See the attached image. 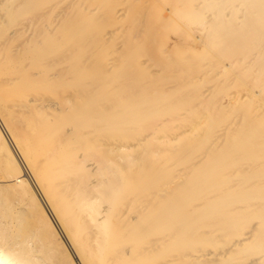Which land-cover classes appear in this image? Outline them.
<instances>
[{"label": "bare ground", "instance_id": "6f19581e", "mask_svg": "<svg viewBox=\"0 0 264 264\" xmlns=\"http://www.w3.org/2000/svg\"><path fill=\"white\" fill-rule=\"evenodd\" d=\"M171 34L181 40L173 53ZM109 54L130 81L117 95L105 87L98 97L92 74ZM155 85L160 90L150 94ZM181 85L179 99L169 101L180 105L147 113ZM216 88L256 119L252 142L242 147L228 136L231 120L218 121L212 134L206 128L166 147L172 164H141L163 146V118L186 126L182 97L204 104ZM34 91L64 98L32 100ZM257 95L264 100V0H0V115L8 132L0 124V262L200 264L189 257H200L205 241L237 232L250 237L228 251L217 247L216 258L202 264H232L229 251L264 264L255 254L257 246L264 251V106ZM113 105L131 110L118 117ZM132 140L153 144L138 153ZM181 167L183 177L163 185ZM251 243L246 255L236 247Z\"/></svg>", "mask_w": 264, "mask_h": 264}, {"label": "rangeland", "instance_id": "374dc122", "mask_svg": "<svg viewBox=\"0 0 264 264\" xmlns=\"http://www.w3.org/2000/svg\"><path fill=\"white\" fill-rule=\"evenodd\" d=\"M171 35H170V38L169 39H171L170 41L172 43V46L168 47L169 49L167 48V51L169 53L175 52V49L173 47V46H175L174 45L175 44L174 42L181 41L180 39L173 40L174 35H175V38H176V36H177L176 34H171ZM195 41L199 45V43H198L197 40H194L193 42H195ZM171 43L169 42L170 45H171ZM94 48L95 47H92V52H95V53H93V55L96 56V51L97 50L94 49ZM102 48L105 49L104 46H102ZM110 57H112V55H110V54H109L108 57H103L104 60H107L108 61V63H107V65L102 70L99 71L98 75L97 74H92V78H94L98 82L97 83V89H96L97 91L95 93L98 97H99V95H101V93H98L97 94L98 90H100L102 88H105V87L106 88L108 87L110 89V93H113L114 92V94L117 95L118 92L121 91V89L123 90V88H125L126 83L130 81L128 77L126 78V76H127V73L126 72L129 71V70H126L125 69V65L118 63L117 60L112 59ZM109 61H112V62H109ZM179 64H180L179 60H176L175 59L173 61V65H175V68H177ZM111 70H113V71H111ZM205 84H207L206 81H205ZM201 85H204V83L201 82ZM152 89H154L155 91H153ZM183 89H185V85H183V86L182 85L181 86H176L173 89V91L171 93H169V95H166V96L163 97V101L165 102V106L163 105V107L156 108V109H153L151 111H147V113H149V114L150 113L151 114H160L161 112H168L169 110L173 109L174 107H177L180 104H176V106H175V105H172L169 101L171 100L172 97L173 98H176V97L178 98L179 97L178 94H180V92ZM115 90H116V92H115ZM157 90H160V86H156L155 85L154 87H151V89L149 90V93L150 94H155ZM39 95H43V94H41V93H39L37 91L36 92L34 91V92L29 93V98L32 99V100H36L37 98H39ZM205 95H206L205 96V99H206L205 100V103L204 104H199V105L196 103V100L194 99L193 96H191V97H189V96H183L182 97V99L180 100V103H181V105L188 106V108H186V111H189V112L188 113H184L185 114L184 115L185 118H181V120L183 121V124H186L188 130H186V126H184L183 130L182 129L173 128L171 123H173V121L176 122V120H173L172 121L171 119L167 118V116L165 118H163L162 121H161V123H160V125H161V127H163V129L160 132H161L162 136H167L163 140L164 141L163 146H161L158 150H156V152L153 155L154 157L142 159L141 160V164L150 165V166H154L155 164L156 165H159L162 162H163V164H166V165L172 164L174 160L171 159V158H168V153L170 152V149L169 148H166V147L180 146L181 143H182V140L185 139V138H187V137H189V136L191 137V136L194 135V137H197L199 134H201V136H202L203 133L205 132L206 128H209L210 132L211 131L214 132L215 131V130H213L215 128L214 122H218V121H220L222 124H224V123L226 124V121L229 122V120H231V122H230V124H229V126L227 128L228 136L229 137L230 136H237L240 139L239 140V142H240L239 144L242 147L246 146V144H248V141L250 143L252 142V138H254V135H253L254 134L253 133L254 132V127H253V125L255 124L256 119L254 117L248 118L244 114H241L240 112H238V110H237V108H238L237 107V104H235V102L232 101L233 99L230 98L227 95V92L222 91L220 88H218V89L216 88L215 90H211V91H210V89H208V91L205 93ZM241 95L243 96V94H241ZM261 97L262 96L257 95V97L255 99V102L258 104V106H260V105L261 106H264V100ZM43 98L45 100L51 99L54 102L60 103L63 100L64 97H63L62 91H60V92H57L56 94H53V93H44V95L42 96V99ZM216 98H217V100H216ZM147 101H148V97L147 98L145 97L144 100L139 101V103L136 105L137 106L136 109L142 110L143 104L146 103ZM167 102H169V103H167ZM255 102H254V104H256ZM166 103H167L168 106L166 105ZM113 108L116 111V113L118 114V117H121L120 115H122L123 113L125 114V113H127L128 111L131 110V108H129V107H121L119 105H113ZM187 114H190V116H188V117H190V119L187 117ZM193 116H195V117H193ZM118 117H116L117 119H114L113 120L114 121V124H118L119 122H121V120H118ZM151 120L152 119H149L147 121V123L148 122L149 123L146 124V127H150L152 125L151 124ZM209 122H212V123H209ZM125 123H123L124 124L123 129H126L127 130L128 127H130V123H128V122H125ZM195 123H198L199 124V128H196ZM247 123H248V125H247ZM0 124H1V126L3 128V130L5 132H7L5 130V127H4L3 122L1 120V115H0ZM212 132H211V134H212ZM244 132L246 134H244ZM192 133H193V135H192ZM156 135L157 136H160L159 133H157V132H156ZM165 140H167V141L165 142ZM175 140H176V142H174ZM131 142H132L131 145L136 144L133 140ZM149 143H150V145L153 144L152 142H149ZM150 145L147 144V145H144V146H140V145L136 144L138 153H144V152L148 151L150 149ZM236 145L237 146H240V145H238V143L235 142V146ZM261 146H264V142L261 143ZM11 147H12V145H11ZM12 149L15 150L14 149V146L12 147ZM157 159H158V161H157ZM3 165H4V163L3 162H0V166L2 167ZM184 170H185V168L184 167L183 168L181 167V169H177L176 171H174L171 174V176H169L168 179L163 183V185L164 184H167V185H170L171 184L172 185V183H173V181L175 179H178L180 177H183ZM26 178L31 181V183L33 184V186H35L34 188L37 191V193L39 195V198L41 199L42 203L46 206L48 212L49 213L51 212L50 215L53 218L52 220L55 221V223L57 224V226L58 225L60 226V224L58 223V221H57L56 217L54 216L52 210L49 209L50 208L49 205L47 207V205H46L47 202L44 199L42 193L40 194L41 191L37 187V185L34 183L33 179H31V177H29V176H26ZM44 205H43V207H44V209H46ZM59 226H58V228H59L60 232H62L61 231L62 228H61V226L60 227ZM62 235L64 236V233ZM245 237H248L249 238L250 236L249 235L238 234L236 232V233H231L230 235H227L226 236L227 239L225 238V240H221L219 242L218 241L217 242L216 241H210L209 242L207 240V241L204 242L205 244H203L202 248L200 246V250H198L197 252H195V254L201 255V256L198 257V258L191 256V257H189V262L190 263L198 262V263L202 264L204 262L205 257H208V258H216L215 252L218 250L217 247H220L221 246V248H224L226 251H228L231 248H234L235 247L234 245H235L236 242H238L241 238L243 239ZM188 242H189V247H191L196 241L191 236H189ZM253 246H254V244L251 243V244H249L247 246H241V244H239L236 247H238L240 250L242 249L241 252L245 253V255H246L248 253L247 251L248 250H251ZM257 251H260V253L258 255H260L261 253L263 254V260H264V251H262V249H261L260 246H257L255 248V254H256ZM255 254L253 256H255ZM227 257L229 259V262H231L232 264H246L248 262L247 255L244 256V257L243 256L238 257V256H236L235 254H233V253H231L229 251L228 254H227ZM78 263L80 264V262H78Z\"/></svg>", "mask_w": 264, "mask_h": 264}, {"label": "snow or ice", "instance_id": "6c2138e0", "mask_svg": "<svg viewBox=\"0 0 264 264\" xmlns=\"http://www.w3.org/2000/svg\"><path fill=\"white\" fill-rule=\"evenodd\" d=\"M0 264H2V262H0Z\"/></svg>", "mask_w": 264, "mask_h": 264}]
</instances>
